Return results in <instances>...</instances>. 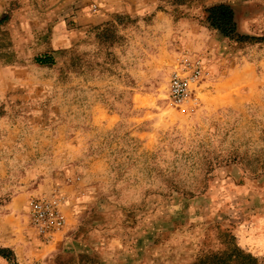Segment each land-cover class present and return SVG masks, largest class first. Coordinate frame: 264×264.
<instances>
[{"label":"rangeland","instance_id":"1","mask_svg":"<svg viewBox=\"0 0 264 264\" xmlns=\"http://www.w3.org/2000/svg\"><path fill=\"white\" fill-rule=\"evenodd\" d=\"M218 3L240 35L264 34V0H146L84 29L73 3L53 29L47 0H0V216L44 181L27 203L57 194L63 209L53 179L70 176L76 264H264V43L209 27ZM183 57L204 74L176 106ZM0 264H20L1 229Z\"/></svg>","mask_w":264,"mask_h":264},{"label":"crops","instance_id":"2","mask_svg":"<svg viewBox=\"0 0 264 264\" xmlns=\"http://www.w3.org/2000/svg\"><path fill=\"white\" fill-rule=\"evenodd\" d=\"M47 2L52 7L51 11L48 12V16L55 19L58 17L59 19L57 22L54 20L55 26L53 29L57 27L61 29L69 24V19H67L68 9L64 10V6L72 3L80 6L77 13L74 14V19L75 21L77 20L76 23L78 22L79 29H84L90 24L107 20L112 14L121 12L125 8L137 7L146 3V0H47ZM57 3H59V6L56 7ZM157 17L166 18L167 20L163 11H159ZM53 180L54 183L58 182L56 185H58L59 191L67 197L63 207L67 223L66 227L58 232L52 241L38 243L35 239L31 240L30 233L32 229L21 233L17 232L19 226L23 225L21 222L22 214L24 216L28 211V198L33 193L40 191L44 187L45 181V183L43 182V184L36 186L34 189L29 188L28 184H26L3 207V213L0 216L2 242L4 245L14 247L20 264H36L38 261L41 264H76L73 260L77 257L75 249L76 246L82 243L81 236L79 237L77 232L81 223L78 212L76 213V209H78L77 203L79 202L77 195L80 187L70 176L69 180L68 178H56ZM47 192H50V190ZM35 245H40L41 248L34 250L33 247ZM25 249H30V252L25 253Z\"/></svg>","mask_w":264,"mask_h":264},{"label":"built area","instance_id":"3","mask_svg":"<svg viewBox=\"0 0 264 264\" xmlns=\"http://www.w3.org/2000/svg\"><path fill=\"white\" fill-rule=\"evenodd\" d=\"M203 74V63L200 59L183 57L170 75L168 85L170 102L176 106L187 103ZM62 204L63 198L57 194L29 199V222L43 242L52 241L54 236L66 227L67 221Z\"/></svg>","mask_w":264,"mask_h":264},{"label":"trees","instance_id":"4","mask_svg":"<svg viewBox=\"0 0 264 264\" xmlns=\"http://www.w3.org/2000/svg\"><path fill=\"white\" fill-rule=\"evenodd\" d=\"M205 19L209 27L217 30L222 36L229 39H247L264 43V34L258 37L242 36L238 32V25L234 8L230 4L218 3L205 9ZM1 22V20H0ZM51 60L50 54L36 57L40 64L48 63Z\"/></svg>","mask_w":264,"mask_h":264}]
</instances>
